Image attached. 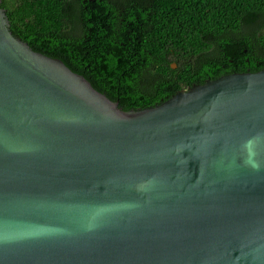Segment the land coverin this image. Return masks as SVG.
Masks as SVG:
<instances>
[{"label": "water", "instance_id": "95a60500", "mask_svg": "<svg viewBox=\"0 0 264 264\" xmlns=\"http://www.w3.org/2000/svg\"><path fill=\"white\" fill-rule=\"evenodd\" d=\"M0 264H264V70L124 111L0 7Z\"/></svg>", "mask_w": 264, "mask_h": 264}, {"label": "trees", "instance_id": "16d2710c", "mask_svg": "<svg viewBox=\"0 0 264 264\" xmlns=\"http://www.w3.org/2000/svg\"><path fill=\"white\" fill-rule=\"evenodd\" d=\"M0 1L16 38L124 111L264 70V0Z\"/></svg>", "mask_w": 264, "mask_h": 264}, {"label": "clouds", "instance_id": "9594fccd", "mask_svg": "<svg viewBox=\"0 0 264 264\" xmlns=\"http://www.w3.org/2000/svg\"><path fill=\"white\" fill-rule=\"evenodd\" d=\"M250 143H251V142H249V143H248V144H246L245 146H246V147H249V146H250Z\"/></svg>", "mask_w": 264, "mask_h": 264}]
</instances>
